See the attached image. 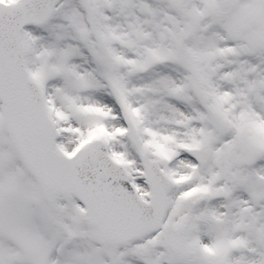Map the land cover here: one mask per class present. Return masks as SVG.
<instances>
[{
  "label": "snow or ice",
  "instance_id": "obj_1",
  "mask_svg": "<svg viewBox=\"0 0 264 264\" xmlns=\"http://www.w3.org/2000/svg\"><path fill=\"white\" fill-rule=\"evenodd\" d=\"M0 264H264V0H0Z\"/></svg>",
  "mask_w": 264,
  "mask_h": 264
}]
</instances>
